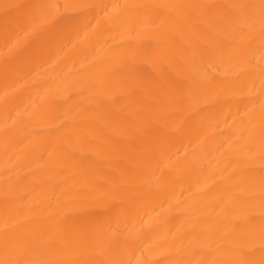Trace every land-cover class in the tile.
Returning a JSON list of instances; mask_svg holds the SVG:
<instances>
[{
  "label": "bare ground",
  "instance_id": "1",
  "mask_svg": "<svg viewBox=\"0 0 264 264\" xmlns=\"http://www.w3.org/2000/svg\"><path fill=\"white\" fill-rule=\"evenodd\" d=\"M0 264H264V0H0Z\"/></svg>",
  "mask_w": 264,
  "mask_h": 264
}]
</instances>
